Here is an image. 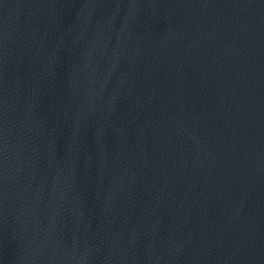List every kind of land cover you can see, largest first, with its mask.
Returning <instances> with one entry per match:
<instances>
[{
    "label": "water",
    "instance_id": "water-1",
    "mask_svg": "<svg viewBox=\"0 0 264 264\" xmlns=\"http://www.w3.org/2000/svg\"><path fill=\"white\" fill-rule=\"evenodd\" d=\"M0 264H264V0H0Z\"/></svg>",
    "mask_w": 264,
    "mask_h": 264
}]
</instances>
